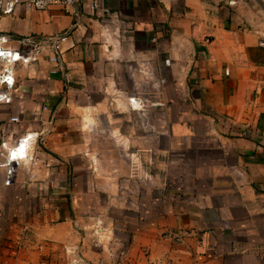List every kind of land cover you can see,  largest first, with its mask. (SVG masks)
I'll return each instance as SVG.
<instances>
[{
	"label": "crops",
	"instance_id": "obj_1",
	"mask_svg": "<svg viewBox=\"0 0 264 264\" xmlns=\"http://www.w3.org/2000/svg\"><path fill=\"white\" fill-rule=\"evenodd\" d=\"M100 8L110 16L89 0L18 5L0 21L10 48L64 38L57 73L46 51L18 65L12 101L0 106V144L31 135L33 154L7 187L0 145V264H264V0ZM130 97L144 108L130 109ZM99 158L119 177L89 235L80 228L94 227L91 215L80 218L68 194L106 191L79 184L101 173ZM23 189L39 208L16 216L8 194Z\"/></svg>",
	"mask_w": 264,
	"mask_h": 264
},
{
	"label": "built area",
	"instance_id": "obj_2",
	"mask_svg": "<svg viewBox=\"0 0 264 264\" xmlns=\"http://www.w3.org/2000/svg\"><path fill=\"white\" fill-rule=\"evenodd\" d=\"M82 0H4L0 2V21L3 17L11 16L18 5L26 9L43 12L51 7L58 6L64 10L69 9L73 4ZM90 9L97 11L106 17L110 16L108 10L100 8V0H89ZM228 7H236L241 0H220ZM64 40L62 35H52L48 38L33 39L26 37L21 40V46L14 49L5 46L7 39L0 31V106L9 105L12 101V94L15 91V69L18 65L27 66L38 59L41 52L46 51L49 55L48 62L52 65L50 74H55L60 66V44ZM260 47H264V39L258 42ZM130 109L137 106L140 109L142 99L137 97L128 98ZM10 121L18 122L17 117H11ZM31 135L18 138L14 143L7 145L2 142L0 145L4 151V165L6 176L4 184L11 185L15 177V166L18 162L31 161L33 158Z\"/></svg>",
	"mask_w": 264,
	"mask_h": 264
},
{
	"label": "rangeland",
	"instance_id": "obj_3",
	"mask_svg": "<svg viewBox=\"0 0 264 264\" xmlns=\"http://www.w3.org/2000/svg\"><path fill=\"white\" fill-rule=\"evenodd\" d=\"M145 106V102L143 101L142 104H141V110L144 108ZM96 160V159H95ZM97 161H99V163L101 164V166L98 168L100 170V174H80L78 176L79 178V184H80V187L82 186V184L85 186L87 182H91L93 180L96 181V184H101L102 182L107 185V187L105 188L106 191H103L102 189H86V188H83V189H79L78 191H74L75 194H72V196L70 194H68V197H72V199L74 200L75 197L73 196H76L78 195V199H77V203L74 204V202H72V204L74 205V209L75 210H78V215L80 218H87L89 217L90 215V226H94L93 228H80L81 232L82 233H86L88 232L89 235H92L95 233V226L99 225V220H102V213L104 211V204H103V197L105 195H107L109 192H112L115 193L116 190L112 191V189L116 186L117 184V179L119 177V174L117 173H103L102 172V162H103V159L102 158H99L97 159ZM22 165H19L15 168V170L17 169V171H22ZM149 165V164H148ZM104 169V168H103ZM16 171L15 173V177L16 179H18V172ZM94 176V177H93ZM96 177V178H95ZM69 178V176H68ZM142 180L144 181H147V178H143L142 177ZM141 181V178L140 180ZM68 183H70V178L68 179ZM13 184V183H12ZM11 184V185H12ZM11 185H8L7 187L11 186ZM110 187V189H109ZM115 189V188H114ZM70 190H71V187L69 186V188L66 190L68 193H70ZM58 192V190H56ZM25 192L26 190H12L8 196L11 197V198H14L15 199V202L17 203L16 206L14 207H9V208H13V210H15V215L17 216L18 214H22L23 215V212H28L30 214H33L34 212H37L38 210V206L31 203L28 205V202L26 200H24L23 198L25 197ZM79 192V193H77ZM50 194H52V191H50ZM56 195V194H55ZM64 195V194H63ZM80 198V200H79ZM70 199V198H69ZM20 202H22V205H18ZM69 202L71 203V200H69ZM1 210L3 211L4 210V207H1ZM10 213V211H9ZM74 215H75V212H74ZM112 229H113V226L111 225V229H108V231L110 233H112ZM98 233V232H96ZM96 244H99L98 241H95ZM97 250L99 248H96ZM68 256V258L66 259V257ZM110 260L112 262L114 261H117L119 259V255L117 254V251L115 252V254L111 253V255L109 256ZM65 259L66 261H70L72 259H76V253H68L65 255ZM101 259V258H100ZM101 261V260H100Z\"/></svg>",
	"mask_w": 264,
	"mask_h": 264
},
{
	"label": "bare ground",
	"instance_id": "obj_4",
	"mask_svg": "<svg viewBox=\"0 0 264 264\" xmlns=\"http://www.w3.org/2000/svg\"><path fill=\"white\" fill-rule=\"evenodd\" d=\"M134 107H137V106H134Z\"/></svg>",
	"mask_w": 264,
	"mask_h": 264
},
{
	"label": "water",
	"instance_id": "obj_5",
	"mask_svg": "<svg viewBox=\"0 0 264 264\" xmlns=\"http://www.w3.org/2000/svg\"><path fill=\"white\" fill-rule=\"evenodd\" d=\"M75 264H77V263L75 262Z\"/></svg>",
	"mask_w": 264,
	"mask_h": 264
}]
</instances>
